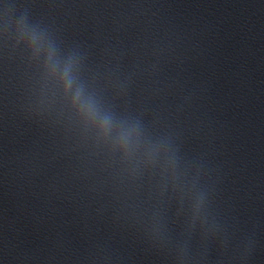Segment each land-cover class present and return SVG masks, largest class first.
Wrapping results in <instances>:
<instances>
[{
  "label": "water",
  "instance_id": "water-1",
  "mask_svg": "<svg viewBox=\"0 0 264 264\" xmlns=\"http://www.w3.org/2000/svg\"><path fill=\"white\" fill-rule=\"evenodd\" d=\"M188 264H264V217Z\"/></svg>",
  "mask_w": 264,
  "mask_h": 264
}]
</instances>
